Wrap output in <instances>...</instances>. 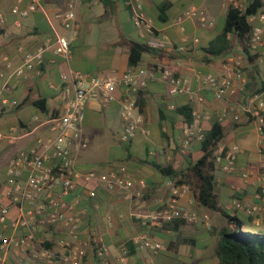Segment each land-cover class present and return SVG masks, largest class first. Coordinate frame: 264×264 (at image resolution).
I'll return each instance as SVG.
<instances>
[{
  "label": "crops",
  "instance_id": "0c3cea01",
  "mask_svg": "<svg viewBox=\"0 0 264 264\" xmlns=\"http://www.w3.org/2000/svg\"><path fill=\"white\" fill-rule=\"evenodd\" d=\"M31 1L0 0V170L5 177L0 197L7 187V168L15 154L31 148L38 137L55 134L50 120L62 112L68 96L74 92V84L63 79L64 73L80 70L91 75L121 79L127 71L137 73L145 69L154 74L141 92L139 104L145 121L130 141L121 140L122 86L117 88L116 97L111 102L105 103L100 97H95L86 107L82 140L87 142V146L83 147L76 141L73 147L77 168L108 172L126 165L133 177L143 180L145 186L142 197L137 200L131 192L122 189L112 191L96 181L81 182L77 189L81 198L79 207L86 211L88 219L83 236L90 230L102 236L111 250V264H118L116 255L121 245L140 229H146L168 248L159 252L136 251L130 254L129 264H141L146 256L151 257L153 264H218L216 249L220 232L228 225V218L219 209L197 205L190 187L180 200L198 213L195 221L184 220L178 227L170 224L143 228L132 215L137 211L159 209L167 203L171 178L164 176L158 165H170L185 171L191 162L202 156L199 140L186 150L181 146L186 122L178 108L186 104L210 115L203 120L205 130L216 120L224 126L225 135L216 153L237 147L234 171L228 172L220 164L216 165L215 191L219 206L226 214L237 215L242 220L245 218L255 228L262 226L264 230V217L257 224L245 212L234 207L237 198L253 199L261 183L258 172L263 155L259 152L261 133L257 122L244 113L239 120H234L233 111L223 119L219 117L224 108L233 106L240 109L252 94L264 90V62L255 54H251L255 58L251 61L238 44L235 34L229 36L231 48L225 54L214 55L206 51L224 28L229 6L233 4L244 9L250 0H139L142 10L153 21V31L135 25L126 0H76L78 34L72 42L71 59L66 61L49 49L34 69L24 76L15 77L12 69L6 67L5 59L16 66L27 51L53 41L56 30L68 33L60 17L68 0H38L40 7L26 17L12 12L15 5L25 7ZM192 8L205 10L214 25L204 28L187 17L186 12ZM258 22L257 19L253 21L254 24ZM163 35H167L170 43L160 42ZM129 41L153 47L143 54L135 67L129 65ZM231 55L244 56L246 84L243 94L217 97L202 88L204 99L193 100L185 93L171 95L161 76L162 69L171 68L177 75L191 79L193 87L198 89L200 83L196 73L225 74L224 65ZM251 83L256 90L249 95L246 88ZM3 98L16 99L20 103L14 106L4 103ZM37 101H42L45 108ZM172 104L175 108H171ZM14 127L17 128L16 137L9 139L6 135ZM151 149L157 150L156 156L149 154ZM247 168L253 171L248 180L242 177L243 169ZM139 186L136 183L135 187ZM87 187L96 189V198H88ZM15 212L13 208L12 214ZM206 214L209 221L204 218ZM109 220L113 221L112 225H109ZM242 228L251 229L244 225ZM187 238L194 240H185ZM170 244L172 247L169 248ZM86 260L88 264H99L92 248Z\"/></svg>",
  "mask_w": 264,
  "mask_h": 264
},
{
  "label": "built area",
  "instance_id": "2783aa9c",
  "mask_svg": "<svg viewBox=\"0 0 264 264\" xmlns=\"http://www.w3.org/2000/svg\"><path fill=\"white\" fill-rule=\"evenodd\" d=\"M126 4L135 25L153 31V21L142 10L139 0H126ZM39 7V1L32 0L25 7L15 5L12 12L19 17H26ZM186 16L204 28L214 25V21L203 9L192 8L186 12ZM60 17L68 33L56 30L53 41L36 50L27 51L21 63L16 66L5 59V65L12 69L13 76L21 77L34 69L42 62L44 53L49 49L66 61L71 59L72 42L78 34L76 0H68L67 8ZM256 19L259 22L254 24ZM249 21L252 23L249 53L257 55L264 62V6L257 14L250 16ZM195 41L198 42L199 39L196 38ZM160 42L170 43L167 35H163ZM224 67L226 72L223 75L197 72L195 77L200 83L198 89L193 87L191 79L177 75L171 68L162 69L161 76L171 95L185 93L193 100L204 99L202 88L210 90L217 97L243 94L246 84L244 56H229ZM62 77L74 84V92L68 96L62 112L50 120L55 134L38 137L31 148L18 151L7 168V187L0 197V264H88L86 258L91 248L99 264H111V250L104 238L93 230L83 236L88 219L86 211L79 207L81 198L77 189L81 182L96 181L104 184L108 190L122 189L131 192L137 200L143 195L145 182L136 180L126 165L108 172L79 170L73 147L76 141L83 147L87 146L82 135L89 101L100 97L105 103H109L115 99L119 86L124 88L121 97V140L128 142L133 139L145 121L138 102L139 93L146 88L148 79L153 78L154 74L140 69L137 73L127 71L121 79H117L74 70L64 73ZM3 102L14 106L20 103L8 98H3ZM171 108H175V105L172 104ZM231 111L234 120H239L241 113L254 119L261 133L258 143L259 152L263 155L258 172L261 183L253 199L237 198L234 201L235 209L245 212L259 224L264 217V90L252 94L240 109L233 106L224 108L220 112V119ZM209 117L208 113L193 110V120L184 127L183 137L180 139L183 150L189 148L195 140L203 139V120ZM16 132L17 128L14 127L6 136L14 139ZM149 154L156 156L157 150L151 149ZM236 160L237 147L216 153V163L225 171H234ZM252 174L253 171L249 168L242 171V177L246 180ZM136 183L140 186L135 187ZM168 185L171 193L163 207L133 212L132 215L143 228L162 227L178 219L195 221L198 218V213L187 208L180 200L181 195L189 191V185L176 184L173 179L168 181ZM87 196L90 199L96 198V189L87 187ZM13 208L16 209L14 214ZM204 218L209 221L207 214ZM108 223L112 225L113 221L109 220ZM210 227L208 223V228ZM129 244L136 251L159 252L167 249L164 242L154 239L146 229H140L121 245L116 255L118 264H129ZM141 264H153L151 257L146 256Z\"/></svg>",
  "mask_w": 264,
  "mask_h": 264
},
{
  "label": "trees",
  "instance_id": "16d2710c",
  "mask_svg": "<svg viewBox=\"0 0 264 264\" xmlns=\"http://www.w3.org/2000/svg\"><path fill=\"white\" fill-rule=\"evenodd\" d=\"M263 6V0H250L244 9L231 4L224 28L215 41L206 48V51L214 55L225 54L231 48L229 38L231 33L235 34L238 44L241 45L250 60L255 61L254 56L249 53V41L252 34V23L249 21V17L257 14ZM129 46V65L131 67L139 64L145 52L153 50L150 45L139 41H129ZM255 90L256 87L253 83L248 84L246 94L250 95ZM141 94L140 92L139 103L142 98ZM41 102L37 101L36 103L44 109L45 107ZM193 110L189 104L178 108V111L185 117L186 125L191 124L193 120ZM160 112L162 113V111ZM224 135V126L216 120L211 127L205 130L204 137L200 141L202 156L191 162L185 171L176 170L170 165H158L157 167L164 176L170 177L176 184H188L197 205L214 210L219 209L227 216L228 225L221 230V238L216 249L218 264H264V231L243 229V220L239 216L226 214L219 206L215 191L214 172L217 165L216 151ZM184 222V219H178L167 225L173 224L174 227H178ZM185 240L193 241L194 239L187 238ZM170 247L172 244L169 245ZM134 252L136 250L129 244V254Z\"/></svg>",
  "mask_w": 264,
  "mask_h": 264
},
{
  "label": "rangeland",
  "instance_id": "374dc122",
  "mask_svg": "<svg viewBox=\"0 0 264 264\" xmlns=\"http://www.w3.org/2000/svg\"><path fill=\"white\" fill-rule=\"evenodd\" d=\"M244 67H245V62H244ZM4 180H5V177H4L3 170L2 171L0 170V187L3 186ZM243 225L245 228H251L250 230L264 231L262 226H259L257 229V228H255V226L251 225L250 221L246 220L245 218H243Z\"/></svg>",
  "mask_w": 264,
  "mask_h": 264
}]
</instances>
